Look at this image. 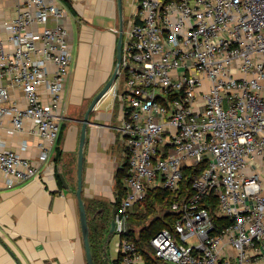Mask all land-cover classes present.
<instances>
[{
  "label": "built area",
  "instance_id": "built-area-1",
  "mask_svg": "<svg viewBox=\"0 0 264 264\" xmlns=\"http://www.w3.org/2000/svg\"><path fill=\"white\" fill-rule=\"evenodd\" d=\"M55 0H21L5 22L0 77L24 92L26 107L0 86V124L34 122L41 158L61 132L72 45ZM55 21L53 26L49 25ZM108 93L122 104L126 195L114 214L119 264H147L128 237L132 208L153 189L179 192L186 168L207 162L192 193L171 204L176 219L150 240L160 264H264V0H138ZM44 86L48 101L40 88ZM107 93V94H108ZM13 186L37 175L33 162L0 144ZM217 198L214 220L204 201ZM220 221V222H218Z\"/></svg>",
  "mask_w": 264,
  "mask_h": 264
},
{
  "label": "crops",
  "instance_id": "crops-1",
  "mask_svg": "<svg viewBox=\"0 0 264 264\" xmlns=\"http://www.w3.org/2000/svg\"><path fill=\"white\" fill-rule=\"evenodd\" d=\"M55 1L65 9L62 23L69 30L73 53L64 91L66 129L52 144L49 156L42 159L40 144L45 140L33 133L34 122L27 119L23 131H14L11 117L2 118L0 144L29 158L37 167V175L8 186L0 169V264H88L76 195L82 119L117 63L122 21L118 0ZM20 2L0 0V46L6 54L12 51L13 45L5 22L17 16ZM137 4L138 0H122L123 26L136 11ZM54 24V20L49 22L51 26ZM109 63L112 66L105 77ZM2 85L8 86L12 102L20 108L26 107L22 88L0 77ZM40 93L47 102L44 86ZM108 95L111 99L104 96L89 116L82 196L89 222L97 223L98 218L105 220L106 217L110 234L116 212L115 175L128 159L121 132L122 104L111 93ZM247 171L258 172L264 178V163ZM59 172L65 175L67 187ZM108 243L106 237L96 264H119L118 250L112 254Z\"/></svg>",
  "mask_w": 264,
  "mask_h": 264
},
{
  "label": "trees",
  "instance_id": "trees-1",
  "mask_svg": "<svg viewBox=\"0 0 264 264\" xmlns=\"http://www.w3.org/2000/svg\"><path fill=\"white\" fill-rule=\"evenodd\" d=\"M64 122L61 125L64 128ZM62 134V132H61ZM59 153V152H58ZM59 158L57 157L56 160ZM207 162L195 165L191 168H186L184 173V179L182 180L179 192H172L168 189H153L149 192L147 198L136 204L131 212L127 223V232L123 237H128L133 240L143 254L147 264H160L153 256V249L150 245L152 237L160 230L166 227H170L176 219L170 208L171 204L175 200H180L186 194L192 193V182L196 176H198L202 170L206 167ZM129 164H124L122 168H119L115 175V209L118 210L123 197L126 195V189L123 185V178L128 174ZM206 207H208L212 213L214 220H219L215 215V207L218 200L214 196H208L204 201ZM102 204V202H99ZM103 205V204H102ZM114 217V216H113ZM93 221V222H92ZM89 222L90 226V241L92 246V253L95 264L98 262V252L103 244L101 242L102 237L109 233V219L105 217V220L101 224H94L95 220ZM220 222V221H218ZM141 226L140 237L135 233L132 225ZM119 258V257H118ZM120 263V258L117 259Z\"/></svg>",
  "mask_w": 264,
  "mask_h": 264
},
{
  "label": "water",
  "instance_id": "water-1",
  "mask_svg": "<svg viewBox=\"0 0 264 264\" xmlns=\"http://www.w3.org/2000/svg\"><path fill=\"white\" fill-rule=\"evenodd\" d=\"M119 4V10L121 14V27L119 32V39L117 43V63L115 70L110 77V79L107 81L105 86L95 95L93 98L90 106L88 107V110L86 111L84 118L82 119V130H81V137H80V146H79V157H78V188L76 191V195L78 198L79 203V211H80V218H81V226H82V232H83V238H84V244H85V250H86V256H87V262L88 264H95L93 253H92V246L90 241V226H89V219H88V213L85 201L83 199L82 193H83V162H84V145L86 141V133H87V126L89 123V116L91 111L94 109V107L97 105V103L104 98V96L107 95L109 90L111 89L113 82L118 76V70L121 64L122 59V46H123V17H122V0H118ZM60 179L64 183V185L67 187L68 183L66 181V177L62 172L58 173ZM115 232V221L114 218H112L111 226H110V234H113Z\"/></svg>",
  "mask_w": 264,
  "mask_h": 264
},
{
  "label": "rangeland",
  "instance_id": "rangeland-1",
  "mask_svg": "<svg viewBox=\"0 0 264 264\" xmlns=\"http://www.w3.org/2000/svg\"><path fill=\"white\" fill-rule=\"evenodd\" d=\"M127 25H128V21L126 22V24H124V26H123V39L125 38V36H126V34H125V32L124 31H126L127 30ZM101 49V48H100ZM74 54H75V52H74ZM116 57H117V55H116ZM72 59H73V53H72ZM77 60V57H76V55L74 56V62ZM71 65H72V60H71ZM71 65H70V68H71ZM111 66H112V64H110L109 63V65H108V67H107V69H106V73H105V77H107L108 76V74H109V72H110V68H111ZM115 67H116V65H115ZM115 67H114V69H113V72H114V70H115ZM112 71V70H111ZM113 72L111 73V76H112V74H113ZM110 76V77H111ZM110 77H109V79H110ZM108 79V80H109ZM106 80V79H105ZM108 80H106V82L102 85V87H101V89L105 86V84L107 83V81ZM100 89V90H101ZM108 96H111V95H108L107 94V100H110L111 98L110 97H108ZM66 129V124L64 125V128H63V126H62V129H61V132H64V130ZM95 213H97L96 211H95ZM92 216V215H91ZM94 216V215H93ZM103 220L104 219H97V223H95V224H101V223H103ZM132 227L134 228V230H135V233L140 237V233H141V226H137V225H135V224H133L132 225ZM106 237H107V239L109 240V247L108 248H110L111 249V253L113 254V252H114V250L115 249H117V245H118V243H119V240H120V238H119V236L114 232L113 234H108V235H106V236H104V237H102V239H101V242H105L106 241Z\"/></svg>",
  "mask_w": 264,
  "mask_h": 264
},
{
  "label": "flooded vegetation",
  "instance_id": "flooded-vegetation-1",
  "mask_svg": "<svg viewBox=\"0 0 264 264\" xmlns=\"http://www.w3.org/2000/svg\"><path fill=\"white\" fill-rule=\"evenodd\" d=\"M111 226V225H110Z\"/></svg>",
  "mask_w": 264,
  "mask_h": 264
}]
</instances>
